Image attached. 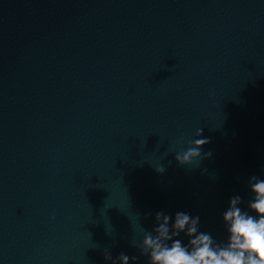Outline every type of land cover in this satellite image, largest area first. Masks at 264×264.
<instances>
[{
    "label": "water",
    "instance_id": "1",
    "mask_svg": "<svg viewBox=\"0 0 264 264\" xmlns=\"http://www.w3.org/2000/svg\"><path fill=\"white\" fill-rule=\"evenodd\" d=\"M262 167L264 0H0V264H147L139 214L222 236Z\"/></svg>",
    "mask_w": 264,
    "mask_h": 264
},
{
    "label": "clouds",
    "instance_id": "2",
    "mask_svg": "<svg viewBox=\"0 0 264 264\" xmlns=\"http://www.w3.org/2000/svg\"><path fill=\"white\" fill-rule=\"evenodd\" d=\"M202 132L198 128L189 146L175 152L181 166L201 163L212 155L211 150L202 147L208 143ZM156 171L163 172V165ZM246 183L247 198L239 193L230 195L220 213L222 236L203 229L199 214L186 209L157 210L145 214L152 216L151 227L147 228L141 224L139 214L131 244L147 258V264H264V167L248 175ZM105 231L112 234V226L105 225ZM103 254L111 264H136L139 259L125 252L113 256L107 247Z\"/></svg>",
    "mask_w": 264,
    "mask_h": 264
}]
</instances>
